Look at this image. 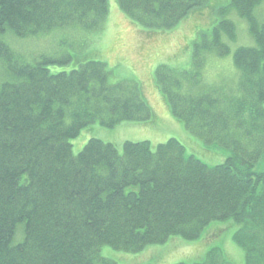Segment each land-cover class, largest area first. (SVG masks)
<instances>
[{
    "label": "trees",
    "instance_id": "16d2710c",
    "mask_svg": "<svg viewBox=\"0 0 264 264\" xmlns=\"http://www.w3.org/2000/svg\"><path fill=\"white\" fill-rule=\"evenodd\" d=\"M115 1L141 28L167 31L209 0ZM229 8L254 42L233 53L234 91L202 82L199 71L208 55L229 54L236 26L227 19L193 44L189 70L159 65L153 78L189 133L230 152L208 167L175 139L154 149L126 142L119 153L92 138L72 155L70 141L93 123L113 128L152 118L139 85L110 82L105 64L92 60L52 73L50 66L73 58L28 62L1 35L95 31L107 0H0V61L10 77L0 85V264H116L100 257L102 247L137 253L173 237L194 241L227 220L237 226L232 241L244 263L264 264V171H254L264 162V0H230ZM195 264L230 263L212 249Z\"/></svg>",
    "mask_w": 264,
    "mask_h": 264
},
{
    "label": "rangeland",
    "instance_id": "374dc122",
    "mask_svg": "<svg viewBox=\"0 0 264 264\" xmlns=\"http://www.w3.org/2000/svg\"><path fill=\"white\" fill-rule=\"evenodd\" d=\"M230 0H209L203 11L190 13L175 28L167 31H152L141 28L126 17L115 0H107L108 12L98 30L83 32L76 28H58L50 32L27 38H16L10 32L1 39L16 54L28 62L40 57L60 59L66 55L73 59L65 66L54 65L49 71L57 73L70 71L73 63L82 64L92 60L106 65L110 71V82L130 81L139 85L142 97L152 113L146 122H123L113 128L93 123L82 129L70 141L72 155H77L89 139L112 143L119 153L126 142H148L154 149L170 139L178 141L187 156H192L208 167L223 163L230 155L227 149L206 145L189 133L184 125L170 113L162 95L154 86L153 76L159 65L177 70H189L192 63L193 44L208 36L216 23L222 19L232 21L236 26V38L228 41L230 52L225 57L210 54L199 70L202 82L217 85L226 91L235 90L239 72L233 64V53L237 47H253L247 26L229 8ZM263 10L260 12L262 16ZM75 66V65H74ZM76 67V66H75ZM0 61V85L9 81ZM255 172L264 171V162L254 167ZM16 227L13 243H19ZM237 226L231 220L215 222L207 226L194 241L173 237L161 245H150L137 253L116 251L102 247L99 255L116 264H195L201 262L208 251L218 249L230 264H245L243 251L232 241Z\"/></svg>",
    "mask_w": 264,
    "mask_h": 264
}]
</instances>
